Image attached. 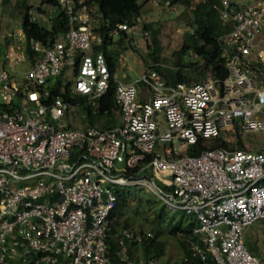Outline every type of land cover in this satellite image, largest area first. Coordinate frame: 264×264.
<instances>
[{
    "label": "built area",
    "instance_id": "built-area-1",
    "mask_svg": "<svg viewBox=\"0 0 264 264\" xmlns=\"http://www.w3.org/2000/svg\"><path fill=\"white\" fill-rule=\"evenodd\" d=\"M56 1L71 22L64 34L49 45L33 41L35 60L21 40L2 54L0 264H164L157 256L131 253L151 232L121 229L119 261L109 254L115 186L134 183L162 197L168 209L196 217L198 239L190 248L201 264H210L208 253L215 264H264L245 243L248 229L264 217V144L242 138L244 148L219 146L197 155L180 154L178 145L220 135L236 145V134L264 131V0L217 4L230 26L219 38L224 78L209 72L202 80L168 81L157 64L137 81L145 91L116 78L121 121L109 128L70 127L62 118L70 102L50 99L52 79L68 69L72 93L91 104L111 79L104 51L94 50L104 40L96 30L100 15L86 0ZM153 1L171 6L170 0ZM31 13L36 19V10ZM122 30L150 36L141 15L132 25L117 23L107 35ZM18 32L25 38L22 27ZM119 60L127 61V54ZM24 63L18 79L12 70Z\"/></svg>",
    "mask_w": 264,
    "mask_h": 264
},
{
    "label": "trees",
    "instance_id": "trees-1",
    "mask_svg": "<svg viewBox=\"0 0 264 264\" xmlns=\"http://www.w3.org/2000/svg\"><path fill=\"white\" fill-rule=\"evenodd\" d=\"M10 1L11 0H3V4H9ZM193 1L194 0H170V5L174 6L177 4H182L184 6L185 10H183L182 16H185V24L190 28L186 31L179 49L180 55L176 63V65L179 67H177L176 70L169 68L165 71L162 66H156V68L163 72L165 78L168 81L192 82L196 80H202L209 72L214 77L218 78H224L228 74L225 60L221 57L219 38L222 34L230 29V26L225 25L221 18L220 11L217 7V4L220 2V0ZM20 2L23 3L21 27L24 30L27 51L35 60L37 54L31 46L32 42L39 40L49 45L55 40L56 37H58L60 34H64L70 28L71 22L69 21L64 10L58 6L56 0H42L41 5L36 8L29 3V0H21ZM86 3L92 7L93 10H95L101 17L100 26L97 27L96 30L103 33L104 40L101 44L96 45L94 50H103L107 57L111 72L110 86L107 92L101 98H99L96 104H91L88 103L84 96L77 94L75 95L72 93V83L70 80L66 81L63 76H58L51 81L50 99L52 100L53 97L60 96L69 101L71 106L79 105L84 113L82 117L81 128L87 127L89 125L98 126L100 128H109L120 123L121 121V108L115 98L117 83L116 72L119 63L118 59L120 50L119 48L112 47V45L115 43V40L108 36L107 32L119 22H126L130 25L136 23L137 17L141 15L143 4L140 2V0H86ZM45 5L54 7V11L49 14V21L46 22H49L48 25L46 23H41L37 18L34 19V14L31 13L32 9L36 10V15L41 14L42 12H48L49 9L48 11H45L42 7ZM144 26L148 29L152 28L151 24L149 23H145ZM127 35L128 33L126 31H121L120 38L117 41L119 45L123 43ZM154 39L156 42V38ZM11 42L12 40H8L6 44L1 46L7 48ZM148 45L151 46V43ZM155 48L157 51L161 50V47L157 42ZM189 51L194 52L196 55L195 58L197 59L183 64L181 61L182 55ZM152 56L155 60L160 59V55L158 53H155ZM187 69L192 72H196V74L199 75L198 79H190L189 76L184 73V70ZM75 72H77V68L75 69ZM68 125L73 127V125L70 123H68ZM242 138V134H236V145L234 142H229L223 135L213 138H204L199 136L197 142L195 143L188 144L184 141H181L178 142V144L181 148L180 154L197 155L206 148H214L219 146L226 148H234V146L238 148H244L245 145L242 141ZM135 170L136 168H127V172H133ZM121 187L122 185L115 186L118 199L116 207L112 213L113 222L111 234L108 236L109 254L112 261H119L118 252L120 250V246L117 241L116 233L124 228L132 229L131 227H128L129 223L127 221H125L122 225L119 219L124 214L121 206L125 204L127 199L134 195V193L123 191ZM165 188L170 189L171 187L166 186ZM137 196L140 202L144 200L140 195ZM147 201L155 206V200L153 198H149ZM165 206L166 203L164 202L163 208H156L160 215L165 210ZM190 215L193 217L190 220H185L184 217H181L172 223L169 232L171 234L178 235L179 237V241L184 249V256L182 257L183 263H187L185 257H188L190 261H194L196 264H201L198 258H195L191 254V241L198 239V235H196L193 230L198 221L196 220L195 216L192 214ZM262 219H264V217ZM262 219H259L258 221ZM258 221L252 224L251 227L254 226ZM139 232L145 233L144 231ZM151 233H153L152 237H148L146 240H143L142 243H134L135 245H132V255L137 256L135 254L136 252L134 248L136 245L140 244L143 246L144 255L137 257H159L165 252V241L157 239V236L163 234L164 231L159 226H156ZM245 243L247 248L264 263V252H262L260 249L258 241L253 239L252 236L248 234V231L245 236ZM208 260L210 261V264H215L210 253H208ZM8 264H21V261L19 259H13Z\"/></svg>",
    "mask_w": 264,
    "mask_h": 264
},
{
    "label": "rangeland",
    "instance_id": "rangeland-1",
    "mask_svg": "<svg viewBox=\"0 0 264 264\" xmlns=\"http://www.w3.org/2000/svg\"><path fill=\"white\" fill-rule=\"evenodd\" d=\"M20 1L11 0L9 4L4 5L3 0H0V56L4 54L6 49L1 45L6 44L8 40H12L11 43L17 40L26 43L24 36L21 38L18 32L19 27H21L23 10V3ZM196 1L194 0L193 2ZM41 2L42 0H29V3L35 8L41 5ZM140 2L143 4L141 9L143 28L145 27V23H149L152 26L149 29L150 36L147 37L143 30L129 31L121 45L118 42L112 45L114 48H119L120 52H124L128 57V60L117 70V75L132 80H137L141 77L146 70V63L162 66L165 71L169 68L176 70L179 67L176 65L180 55L179 49L186 31L190 28L185 24V16H182V12L185 10L182 4L167 6L166 4L153 0H140ZM42 7L45 11L49 9L47 5ZM48 12L37 14V19L41 23H46L49 21L50 13ZM48 23L46 24L48 25ZM154 38H156V42L161 47L160 51H157L155 48L156 42ZM149 43H151V46L148 45ZM155 53L160 55L159 60H155L152 56ZM195 56L194 52H186L182 55L181 61L183 64L192 60L194 61L197 59ZM4 65H6V61L0 57V66ZM16 68L20 73L18 72L15 77L20 79L24 68L20 65ZM184 73L190 79H198L199 77L196 72H192L189 69L184 70ZM64 78L66 81L74 80V75L70 69H68ZM83 115L84 113L81 107L76 105L71 106L67 114L62 118L72 124L73 127L81 128ZM242 137L253 146L264 144V131H247L243 133ZM121 189L134 193L121 206L124 214L119 220L122 225L127 221L129 223L128 227H131L134 231H144L145 233L153 232V229L159 226L164 233L157 236V239L165 241V252L159 258L164 264H175L177 261H181L184 255V249L179 241L178 235L171 234L169 229L171 224L181 217H184L185 220H190L193 217L186 212L183 213V211H172L168 209L167 205L160 215L156 208H163L164 200L144 185L135 183L130 186L122 185ZM137 195L143 197L144 200L140 202ZM149 198L155 200V206L147 201ZM248 234L258 241L260 249L264 252V219L249 228ZM134 249L137 256L144 255L142 244L136 245Z\"/></svg>",
    "mask_w": 264,
    "mask_h": 264
},
{
    "label": "crops",
    "instance_id": "crops-1",
    "mask_svg": "<svg viewBox=\"0 0 264 264\" xmlns=\"http://www.w3.org/2000/svg\"><path fill=\"white\" fill-rule=\"evenodd\" d=\"M50 6H49V13H51L50 12ZM127 33H129V31H126ZM119 38H120V36H117V37H114L113 39L115 40V43H117V41L119 40ZM92 52H94V51H92ZM122 52H120V54H121ZM124 53V52H123ZM120 54H119V56H120ZM0 57H2V56H0ZM3 58V57H2ZM33 59V58H32ZM118 61H119V63H118V68H117V70L119 69V67L121 66L122 67V65L125 63V62H121L119 59H118ZM148 65H150V64H148V63H146V68H147V66ZM4 66H7V63H6V65H4ZM20 66H22L24 69H25V67H26V63H24V64H21ZM22 69V68H21ZM23 69V70H24ZM16 70V71H15ZM13 71V73L15 74V75H17L18 74V72L20 73V71L16 68V69H14V70H12ZM142 76V75H141ZM116 78L117 79H121V80H124V81H126V82H137V81H139V79L140 78H138L137 80H132V79H126V78H123V77H121V76H118L117 75V72H116ZM19 79V78H18ZM137 84H138V86H139V88H140V91H145L146 89L144 88V85L142 84V83H140V82H137ZM120 118H121V116H120ZM179 145V144H178ZM184 256V255H183Z\"/></svg>",
    "mask_w": 264,
    "mask_h": 264
}]
</instances>
